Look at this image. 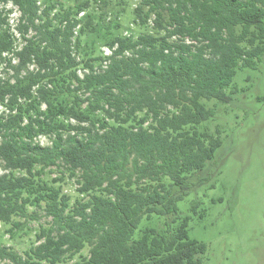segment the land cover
<instances>
[{
    "label": "trees",
    "instance_id": "obj_1",
    "mask_svg": "<svg viewBox=\"0 0 264 264\" xmlns=\"http://www.w3.org/2000/svg\"><path fill=\"white\" fill-rule=\"evenodd\" d=\"M0 1L20 11L16 37L0 10V223L14 236L41 219L30 206L50 218L24 253L0 245V264H204L178 203L223 144L201 127L216 114L206 101L230 102L238 69L262 60L264 0H140L137 22L164 34L116 35L83 59L80 10ZM67 171L73 203L57 186Z\"/></svg>",
    "mask_w": 264,
    "mask_h": 264
},
{
    "label": "rangeland",
    "instance_id": "obj_2",
    "mask_svg": "<svg viewBox=\"0 0 264 264\" xmlns=\"http://www.w3.org/2000/svg\"><path fill=\"white\" fill-rule=\"evenodd\" d=\"M106 2L105 5L103 0H39L42 8L54 3L53 13L69 8L74 12L80 10V26L86 30L78 53L81 59L110 54L107 42L116 35L164 34L153 27L152 21L147 26L137 22L134 10L140 0ZM0 10L8 16V23L17 37L18 7L12 2L0 1ZM22 44L20 38L16 39L18 48ZM7 70L6 63L0 61V77L8 76ZM83 72L81 69L80 73ZM236 88L230 102L206 101L208 106L215 108L216 114L201 127L212 133H217L219 128L223 144L217 150L213 164L207 165L209 180H204L178 203L182 215H192L190 236L208 245L203 255L204 264H264V99L259 98L264 97V54L256 68L238 69L228 90ZM39 140L43 144L50 143L45 136H40ZM59 170L49 169L46 177L51 180L61 176ZM1 172L3 168L0 167ZM66 173L64 181L57 186L61 185L63 191L71 195L73 203L81 197L78 183L76 177ZM194 199L201 201L198 212L191 210ZM29 210H39L41 219L27 220L25 227L17 230L14 236L7 231L10 224L0 223V245L24 253L37 243L40 226H48L50 218L44 216L43 209L30 206ZM157 221L156 218L150 222L143 219L140 228L147 224L157 225ZM88 251L89 246L82 253Z\"/></svg>",
    "mask_w": 264,
    "mask_h": 264
}]
</instances>
